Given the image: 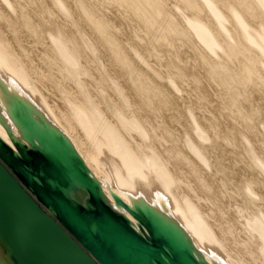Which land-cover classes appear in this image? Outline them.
Listing matches in <instances>:
<instances>
[{"label": "bare ground", "instance_id": "bare-ground-1", "mask_svg": "<svg viewBox=\"0 0 264 264\" xmlns=\"http://www.w3.org/2000/svg\"><path fill=\"white\" fill-rule=\"evenodd\" d=\"M0 75L112 203L143 195L209 262L264 264V0H0Z\"/></svg>", "mask_w": 264, "mask_h": 264}, {"label": "water", "instance_id": "water-1", "mask_svg": "<svg viewBox=\"0 0 264 264\" xmlns=\"http://www.w3.org/2000/svg\"><path fill=\"white\" fill-rule=\"evenodd\" d=\"M0 125V264H218L166 207L108 187L112 203L68 135L1 75Z\"/></svg>", "mask_w": 264, "mask_h": 264}, {"label": "rangeland", "instance_id": "rangeland-1", "mask_svg": "<svg viewBox=\"0 0 264 264\" xmlns=\"http://www.w3.org/2000/svg\"><path fill=\"white\" fill-rule=\"evenodd\" d=\"M183 50H184L183 54L185 53V54H184V57H185V56H186L187 54H189V53L187 52V49L184 48ZM189 55H190V54H189ZM189 55H187L186 57H188ZM211 94H212V91H211ZM209 96H212V95H209ZM209 98H210V97H209ZM258 102H259V101H258ZM256 105H260V103H259V104L256 103ZM260 107H262V108H261V109H262V114H264V113H263V112H264V108H263L264 105L261 104ZM213 113H214V112H213Z\"/></svg>", "mask_w": 264, "mask_h": 264}]
</instances>
